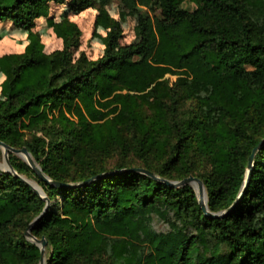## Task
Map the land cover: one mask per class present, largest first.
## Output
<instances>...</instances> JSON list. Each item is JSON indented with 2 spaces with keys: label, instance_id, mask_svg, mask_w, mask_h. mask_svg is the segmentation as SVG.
Segmentation results:
<instances>
[{
  "label": "trees",
  "instance_id": "16d2710c",
  "mask_svg": "<svg viewBox=\"0 0 264 264\" xmlns=\"http://www.w3.org/2000/svg\"><path fill=\"white\" fill-rule=\"evenodd\" d=\"M65 1L0 0V22L29 40L1 59L0 141L70 185L8 154L18 177L0 171V264H264V0H130L138 40L120 45L113 23L103 54L74 62L58 27L64 49L50 54L31 32ZM189 176L224 214L163 182Z\"/></svg>",
  "mask_w": 264,
  "mask_h": 264
},
{
  "label": "rangeland",
  "instance_id": "374dc122",
  "mask_svg": "<svg viewBox=\"0 0 264 264\" xmlns=\"http://www.w3.org/2000/svg\"><path fill=\"white\" fill-rule=\"evenodd\" d=\"M69 2L70 0L65 1L63 4L50 3L47 16L37 19L31 29V32L37 36L42 44L45 54L64 49L63 39L56 33L57 27L60 32L65 33L68 42L66 51L72 62L78 59L91 61L99 58L105 47L106 33L113 23L116 24L120 33V45H127L138 40V16L143 11L134 8L130 0H95L92 7L80 12L74 11ZM182 6L189 11L194 9V6L188 1L184 2ZM157 15L162 20L168 21V18L162 16L159 11ZM28 43V31L17 29L8 21L0 22V65L3 56L24 52L28 47ZM167 77L170 81L175 79L174 76ZM6 92L5 76L0 69V100L5 98ZM8 154L14 155L31 169L28 162L22 157L23 155L10 152ZM30 159L33 165L39 168L37 162L31 156ZM0 171L10 173L5 165L3 149L1 148ZM21 178L42 192L38 179L34 174L31 175V172H28V174L22 175ZM28 239L33 242L30 238Z\"/></svg>",
  "mask_w": 264,
  "mask_h": 264
},
{
  "label": "water",
  "instance_id": "95a60500",
  "mask_svg": "<svg viewBox=\"0 0 264 264\" xmlns=\"http://www.w3.org/2000/svg\"><path fill=\"white\" fill-rule=\"evenodd\" d=\"M0 148L3 149L4 162H5V165H6V167H7V170H8L10 173H12L13 175H15V176L18 177V175L13 171V169L11 168V166H10V164H9V161H8V153L10 152V153H13V154H18V155H28V156H29V154H28L26 148H24V147L21 148V149L11 148V147H9L8 145L4 144V143L1 142V141H0ZM256 150H257V148H254V149L252 150L251 155H250L249 158H248L247 174H246V179H245V182H244L243 188H244V186H245V184H246V182H247V180H248V177H249V171H250V169L252 168L253 158H254V154H255ZM27 162H28L29 166L31 167V169L34 171V173L38 176V178H39L41 181H43V182H45V183H47V184H49V185H51V186H53V187H56V188H61V187H68V186H70V185H68V184H61V183H58V182H52L47 176H45V175L41 172V170H40L38 167H36V166L33 165V162H32V160L30 159V156H29V159L27 160ZM125 172H142V173H146L145 170H143V169H139V168L128 169V170H126ZM104 176H106V175H99L98 178H100V177H104ZM153 178L156 179L157 177L153 176ZM20 179H21L22 182H24L25 184H27L28 186H30L31 189L34 191V193H36V194H38L40 197L44 198V195H43L42 192L38 191V190H37L36 188H34L31 184H29L28 182H26L23 178L20 177ZM163 182H164L165 184H168V185H170V186H174V187H179V186H181V185H186V184L191 185L193 188H194V186H195V188H196V190H197V192H198V194H196V195H197L198 206H199V208L201 209V211L204 213V215L213 218V217H218V216H221L222 214H224V212L217 213V214H213V213H210V212L208 211V209H207V205H206V199H205V201H204L203 198H202L201 195H200V194L202 193V190L204 189V187H203V183H202L198 178L193 177V176H189V177H186V178H184V179H182V180H180V181L170 182V181H164V180H163ZM195 188H194V190H195ZM195 192H196V191H195ZM241 196H242V193H241L240 196L238 197L237 201L241 198ZM45 200H46V199H45ZM48 206H49V202L46 200V206H45V208H47ZM234 207H235V203H234L232 206L229 207L228 211H231L232 209H234ZM43 214H44V212L41 213L38 217H36V218L30 223V225H32V224H33L34 222H36L39 218H41V217L43 216ZM29 228H30V226L28 227L27 231L25 232V236L28 237V238H30V239L33 241V243H35V244L40 248V254H41V256H42L43 253H44V248H45V246H46V241H45L44 238L36 239V238L32 237V236L30 235V233L28 232ZM40 264H42V262H40Z\"/></svg>",
  "mask_w": 264,
  "mask_h": 264
},
{
  "label": "bare ground",
  "instance_id": "6f19581e",
  "mask_svg": "<svg viewBox=\"0 0 264 264\" xmlns=\"http://www.w3.org/2000/svg\"><path fill=\"white\" fill-rule=\"evenodd\" d=\"M26 161L29 159V156L28 155H23L22 156ZM34 187V186H33ZM35 188V187H34ZM194 188H195V186H194ZM38 190V189H37ZM39 191V190H38ZM195 191H196V194H198V192H197V190H196V188H195ZM201 195V197L203 198V200L205 201V199H206V191H205V189H203L202 190V193L200 194Z\"/></svg>",
  "mask_w": 264,
  "mask_h": 264
}]
</instances>
